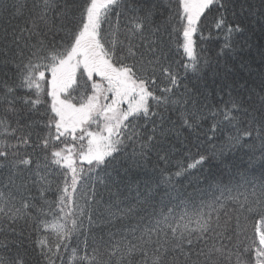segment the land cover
<instances>
[{
  "label": "snow or ice",
  "instance_id": "obj_1",
  "mask_svg": "<svg viewBox=\"0 0 264 264\" xmlns=\"http://www.w3.org/2000/svg\"><path fill=\"white\" fill-rule=\"evenodd\" d=\"M57 262L264 264V0H0V264Z\"/></svg>",
  "mask_w": 264,
  "mask_h": 264
},
{
  "label": "trees",
  "instance_id": "obj_2",
  "mask_svg": "<svg viewBox=\"0 0 264 264\" xmlns=\"http://www.w3.org/2000/svg\"><path fill=\"white\" fill-rule=\"evenodd\" d=\"M114 18V17H113ZM218 18V13L213 9V11H209L206 13V15L202 16L201 21L199 22V28L198 31L193 35V39L195 41L196 45V50L197 52L203 56H215V53L218 52L221 48V46L225 43L224 40V31L223 30H217L215 27L216 19ZM105 28H107V25H105ZM182 33V30H181ZM251 35V40L250 43L253 45H257L261 43L260 40V33L259 29L257 27L256 31L254 34ZM174 40L178 41L179 43H183V37L182 34H178L174 36ZM245 59H248V56L245 54ZM171 60L175 62V66L178 68L180 71L182 77L184 75V69L182 67L183 63L186 62V57L183 54V49L182 48H177L176 44L173 43L171 46ZM258 64V57L255 58V62L253 63V67H256ZM238 68V65H237ZM189 79L187 80H182V83H187L189 87H191V73L188 74ZM209 83H210V75H209ZM182 90V89H181ZM19 95H24L26 94L25 92H20L18 93ZM73 95H77V93H73ZM213 103L218 102V98L216 100L212 101ZM175 118V117H174ZM202 127L204 129H209L211 127V120H208L206 123H203ZM184 135H187V132H184ZM208 136L211 137L212 133L208 132ZM220 141L219 140H212L211 143L218 144ZM197 151L196 148H192V152L195 153ZM257 155H259L257 153ZM183 158V154L178 155L173 157V165L177 160H180ZM233 157L231 155L228 156V160H231ZM246 159V157H245ZM153 160H155V157H153ZM190 161H185V163H188ZM85 167H87L85 165ZM151 167V164L149 165ZM212 171L216 172V169L219 167V165L213 161L212 163ZM208 169L209 165H204V168L201 169L199 172L194 171L192 173V178L200 175H207L208 174ZM170 171H176V168L173 166L170 168ZM219 173L217 172V175ZM181 184L186 185L187 180H180L177 187H179ZM55 186H53V191H54ZM189 192H191V189H188ZM49 200L55 199V196L52 193H49L46 197ZM83 240L84 237L80 236L79 241H77V238L75 236L72 237V239L69 241L71 244V248H75L77 246V243H80L81 249L83 248ZM71 248H69V254L71 253ZM59 264V262H57Z\"/></svg>",
  "mask_w": 264,
  "mask_h": 264
},
{
  "label": "rangeland",
  "instance_id": "obj_3",
  "mask_svg": "<svg viewBox=\"0 0 264 264\" xmlns=\"http://www.w3.org/2000/svg\"><path fill=\"white\" fill-rule=\"evenodd\" d=\"M187 59V58H186ZM93 130H95V126H93Z\"/></svg>",
  "mask_w": 264,
  "mask_h": 264
}]
</instances>
